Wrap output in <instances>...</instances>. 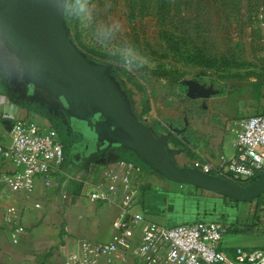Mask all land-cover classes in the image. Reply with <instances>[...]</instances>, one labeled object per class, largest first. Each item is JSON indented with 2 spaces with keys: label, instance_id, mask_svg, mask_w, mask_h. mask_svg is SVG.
<instances>
[{
  "label": "rangeland",
  "instance_id": "1",
  "mask_svg": "<svg viewBox=\"0 0 264 264\" xmlns=\"http://www.w3.org/2000/svg\"><path fill=\"white\" fill-rule=\"evenodd\" d=\"M87 8L90 18L67 17L71 39L95 61L114 66L156 133L167 131L165 120L177 128L185 118L226 127L254 114L264 94V0H87ZM102 28L111 32L103 42ZM128 48L148 65L124 70L121 53ZM191 85L201 94L190 96ZM201 210L207 214L206 204Z\"/></svg>",
  "mask_w": 264,
  "mask_h": 264
},
{
  "label": "crops",
  "instance_id": "2",
  "mask_svg": "<svg viewBox=\"0 0 264 264\" xmlns=\"http://www.w3.org/2000/svg\"><path fill=\"white\" fill-rule=\"evenodd\" d=\"M1 64L0 140L8 143L11 129L8 130L7 122L12 124L15 118L43 127L48 124L13 96ZM257 101L252 116L264 115V94ZM5 114H12L14 118L5 119ZM236 125L237 122L224 127L209 125L202 119L189 120L186 132L173 136L169 143L170 148L186 150L175 156L177 165L200 169L207 165L221 167V157L229 159L236 154L233 133ZM117 149L99 151L80 170L77 165H66L53 176L50 187L37 179L29 194H18L4 201L0 205V264H77L79 240L109 242L118 210L108 204L90 202L88 197L106 173L120 162ZM9 170L13 168L8 165L2 168V171ZM139 184L138 210L148 221L171 228L195 222L199 214H204L207 219H221L226 224L223 251L232 253L237 247L264 249V207L258 208L256 202L227 200L211 192L168 181L152 172H144ZM203 203L207 206V214L204 210L198 214ZM8 207L20 211L26 230L16 245L11 241L10 229L4 224V210ZM120 262L117 259L115 264ZM129 263L133 264L130 258Z\"/></svg>",
  "mask_w": 264,
  "mask_h": 264
},
{
  "label": "water",
  "instance_id": "3",
  "mask_svg": "<svg viewBox=\"0 0 264 264\" xmlns=\"http://www.w3.org/2000/svg\"><path fill=\"white\" fill-rule=\"evenodd\" d=\"M63 0H0V44L16 58L27 94L41 90L63 108L69 126L81 139L72 147L80 170L90 153L120 148L131 152L152 173L168 181L214 193L234 202L264 197V170L243 186L202 171L178 167L172 158L186 152L170 148L183 129L156 133L138 118L133 102L113 72L114 66L91 59L70 37ZM201 94L190 86V96ZM8 130L12 124L7 122ZM192 147H195V145ZM81 153V161L75 154Z\"/></svg>",
  "mask_w": 264,
  "mask_h": 264
},
{
  "label": "built area",
  "instance_id": "4",
  "mask_svg": "<svg viewBox=\"0 0 264 264\" xmlns=\"http://www.w3.org/2000/svg\"><path fill=\"white\" fill-rule=\"evenodd\" d=\"M234 157H221V167L201 170L226 180L242 183L258 178L264 170V115L237 122ZM65 162L57 133L33 121L13 119L9 142L0 140V205L10 197L29 194L35 180L50 187L52 178ZM6 165L13 170L2 171ZM143 171L134 164L119 162L106 173L90 202L117 208L113 235L107 243L79 240L77 264H264V249L237 247L223 251L226 224L199 214L195 222L166 228L148 221L140 212V180ZM37 208L40 205H36ZM4 224L16 245L26 233L21 213L14 207L4 210Z\"/></svg>",
  "mask_w": 264,
  "mask_h": 264
},
{
  "label": "flooded vegetation",
  "instance_id": "5",
  "mask_svg": "<svg viewBox=\"0 0 264 264\" xmlns=\"http://www.w3.org/2000/svg\"><path fill=\"white\" fill-rule=\"evenodd\" d=\"M0 62L2 63L1 64L2 69L5 73L6 80L8 82V85L10 87V90L13 96L22 105L23 104H26V105L33 104L42 109H46L51 114L52 117H54L57 121H59L61 125L65 126L66 128L65 130L67 133L68 132L73 133L72 132L73 129L68 124L66 115L62 108V105L56 99L48 96L45 92L41 90L35 91L34 94H27L28 89L21 80V72L19 71L16 58H14L12 55H10L5 50H3V47L1 44H0ZM126 91H128L127 88H126ZM172 127L177 128L175 126H172ZM168 128L169 126L166 127V129ZM183 128L184 127L178 128V129L181 130Z\"/></svg>",
  "mask_w": 264,
  "mask_h": 264
},
{
  "label": "trees",
  "instance_id": "6",
  "mask_svg": "<svg viewBox=\"0 0 264 264\" xmlns=\"http://www.w3.org/2000/svg\"><path fill=\"white\" fill-rule=\"evenodd\" d=\"M65 19H66V22H67V17L66 16H65ZM67 25H68V23H67ZM68 27H69V25H68ZM117 79H118V77H117ZM119 82H120V80H119ZM121 85H122V82H121ZM122 86H123L124 90L126 91V86L125 85H122ZM126 92L129 93L130 98L132 99L131 92L130 91H126ZM145 105L147 106V103H145ZM23 106L25 108H27L28 110H30L31 112L43 115L44 117L49 119L48 120V127L52 128L57 133V136H58V138H59V140H60V142H61V144L63 146L64 155H65V162H64L63 167L66 166V165H68L69 167H75V164L72 163V158L70 157V154L72 152V147L80 141V139H81L80 135L77 132H75L74 130H72V129L71 130H72L73 133H71V132L67 133L66 130H65L66 129L65 126L61 125L59 121H55L54 122L52 120L53 118H51L52 116L51 117L49 116L48 111L46 109H42V108H40V107H38L36 105H33V104H30V105L23 104ZM133 108H134V103H133ZM134 110H135V108H134ZM146 110H147V108H145L143 111H146ZM135 113L138 116V118L141 119V117L139 116V114L137 113L136 110H135ZM165 124L167 126H169V127L172 126V123L169 120H165ZM161 126H162V123H157V128L161 129L162 128ZM117 150L120 151V161L121 162H127V163L134 164L135 166L139 167L143 172H151L131 152H129L127 150H124V149H120V148H118ZM97 153H98V151L90 153L89 156L85 159L86 163H84V165L87 164L89 158L93 157ZM73 158L75 160L81 161V153L75 154ZM254 180L244 181V182H242L240 184L243 185V186H247ZM254 202L257 203V207L258 208L264 207V197L263 196H261L260 198L254 200Z\"/></svg>",
  "mask_w": 264,
  "mask_h": 264
},
{
  "label": "clouds",
  "instance_id": "7",
  "mask_svg": "<svg viewBox=\"0 0 264 264\" xmlns=\"http://www.w3.org/2000/svg\"><path fill=\"white\" fill-rule=\"evenodd\" d=\"M62 15L72 18H77L81 16L88 17L87 0H63ZM98 35L101 38V42H103V39L110 36L111 32L107 28H102V30L99 31ZM121 61L122 63L120 64V66L126 71H132V66L134 64L137 66V68H144L149 63L147 57L138 58L133 55L132 49L130 48L122 51ZM4 118L12 119L14 118V115L5 114Z\"/></svg>",
  "mask_w": 264,
  "mask_h": 264
}]
</instances>
